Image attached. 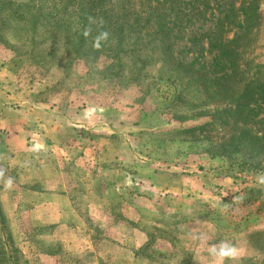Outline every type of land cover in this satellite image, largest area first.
I'll list each match as a JSON object with an SVG mask.
<instances>
[{
	"label": "rangeland",
	"instance_id": "1",
	"mask_svg": "<svg viewBox=\"0 0 264 264\" xmlns=\"http://www.w3.org/2000/svg\"><path fill=\"white\" fill-rule=\"evenodd\" d=\"M72 5L0 0V264H264V104L230 132L181 105L223 81L76 50Z\"/></svg>",
	"mask_w": 264,
	"mask_h": 264
},
{
	"label": "trees",
	"instance_id": "2",
	"mask_svg": "<svg viewBox=\"0 0 264 264\" xmlns=\"http://www.w3.org/2000/svg\"><path fill=\"white\" fill-rule=\"evenodd\" d=\"M69 2L81 32L77 38L66 32L65 40L74 39L76 50L88 44L100 47L103 56L112 58L111 65L129 58L131 70L158 64L168 79L184 84L187 95L192 88L199 93L212 81H223L214 94L195 95V101L181 105L199 109L222 102L224 108L208 114L230 132L251 115L252 104H264V65L256 63L254 53L260 0H65L67 6ZM43 15L38 11L37 16ZM37 16L29 19L36 22ZM73 24L67 20L58 27L68 31Z\"/></svg>",
	"mask_w": 264,
	"mask_h": 264
},
{
	"label": "clouds",
	"instance_id": "3",
	"mask_svg": "<svg viewBox=\"0 0 264 264\" xmlns=\"http://www.w3.org/2000/svg\"><path fill=\"white\" fill-rule=\"evenodd\" d=\"M13 180L11 178L6 182V187L11 188ZM236 250L228 245H222L217 251L215 248L212 249V255L219 261H223L225 258H234L236 256Z\"/></svg>",
	"mask_w": 264,
	"mask_h": 264
}]
</instances>
